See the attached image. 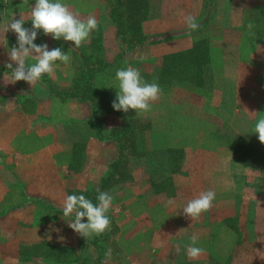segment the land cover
<instances>
[{
    "label": "crops",
    "instance_id": "0c3cea01",
    "mask_svg": "<svg viewBox=\"0 0 264 264\" xmlns=\"http://www.w3.org/2000/svg\"><path fill=\"white\" fill-rule=\"evenodd\" d=\"M0 1L2 23L5 16L10 14L15 15L16 19H29L30 8L25 4L6 9V0ZM176 1V8L170 11L169 0H159L155 10L152 0H146L148 16L140 22L139 31L142 35L149 36V39L144 41V47L150 52L154 44H162L159 46L161 48L174 36L181 39H184L186 34L190 36L189 44L177 41L176 47L164 50L165 55L193 49L204 40H194V33L209 32L210 35L213 31L209 36V54L202 53L200 57L194 58L201 64L194 74L200 83L193 82L184 86V83L176 81L171 83L169 90L167 89L163 94L165 96L176 94L184 87L189 92L193 91L192 95L187 94L191 96L190 106L198 111L193 118L197 120L199 118L198 123L202 124H198L197 121L190 123V120L183 119L185 113L177 112L175 125L167 124L166 131L171 127L185 126L197 131L189 140H183V137L174 138L166 141V144L168 147L195 149L192 156V172L190 170L188 176L173 175V179L178 182H187L189 176L192 177L193 184L190 186L195 192L200 191L202 187L194 185L193 177L200 168L198 160L213 158V163H204L207 164L208 173L211 169L217 171V158H228L233 161L236 142L230 140L232 139L230 134L235 132L239 134V131L234 130L241 125V121L235 123L236 120L241 119L237 116L243 117L244 113L249 112L248 110L252 111L246 114L247 128L240 132L244 134L254 126L255 113L264 112V0H226L224 22L221 24V21L219 27L217 21L221 18L220 15L217 18V13L215 21H212L210 16L209 22L200 23L206 13L203 8L205 0ZM108 9L107 4L106 11L102 10L101 13H104L98 14L100 16L98 30L102 34V49L104 47L103 57L99 59L100 61L97 60L101 65L104 61L110 63L109 61L116 59V56L112 57L113 54L107 55L112 40L115 45H121L116 38V26L108 16ZM188 14L193 15L199 25L195 31L189 30L183 22V16ZM249 21L253 24L254 36L248 35ZM42 43H46L52 49L58 42L52 39L51 35H45ZM68 45L70 44H65L66 47ZM75 49L80 48L75 47ZM75 62L76 60L71 56L70 64L60 63V70L53 73V77H59L60 81L72 80L73 92L76 90L77 79L72 72ZM63 68H66L64 72H62ZM8 72L2 70L5 75ZM59 72L61 75L58 74ZM157 72L161 74L162 70L159 69ZM148 76L152 75L143 72L141 77ZM199 77L203 79V83ZM1 90H5V87L1 86ZM67 91L69 92L67 96L60 97L59 95L65 91L58 90L54 84L28 85L22 89L17 88L11 96L12 99L20 98L30 102L21 103L19 100L12 106H9V103L0 104V253L4 260L2 264H40L39 261L46 260V255L52 257L51 264H86L82 263V258L88 260L92 258L90 253H96V260L101 259L113 245L114 248L110 250L115 263L122 258L134 264L131 257L133 250L137 251L149 246L153 236L164 240V242L158 241L148 252L151 255L156 252L154 257L158 264H188V262L233 264L231 263L234 257L232 246L225 256H221L214 247L210 246L213 242L211 239L214 238L215 242L216 237L221 236L216 231L212 232L207 242L197 240L195 246L204 250L199 258H188L186 246L191 244V237L196 234L192 232L194 230L192 226L190 232H185L184 224L186 221L194 223L199 221V218L194 220L190 217L186 218L181 212L182 204L177 200L178 198H173L172 193H168V198L157 199L158 193L143 190L146 186H139L133 182L112 181L102 187L103 191L113 196L112 207L107 215L113 222L115 231L102 241L101 246L92 243L94 235L85 238L68 227V222L74 217L63 216L62 201L66 195L87 191L89 181L91 185L98 186L110 171L112 163L121 161L120 153L121 155L123 153L116 150L117 146L111 141L99 139L92 133L88 127L92 116L91 104L88 101H80L72 95L73 92ZM184 91L183 93L186 94ZM172 100L178 107L181 103H185L186 99L172 98ZM130 111L131 109L128 112ZM223 126H226L230 138L226 135H214L215 128ZM154 141L161 140L158 141L154 135H151L150 142L154 144ZM147 142L149 143L148 140ZM166 144L163 146L165 147ZM224 174L228 178L232 177L234 175L232 167L225 169ZM15 191L18 196L12 200V193ZM157 192L161 191L158 189ZM137 197L144 202L139 204ZM218 205H221L220 202ZM222 215L224 214L221 212L220 218L223 219ZM56 221H61L58 236L53 233L44 234L38 227ZM82 222H86V218H83ZM10 231L12 233H9ZM230 233L233 235L235 232L231 230ZM35 238V243L39 240H47L49 243L43 242L45 250H39L43 253H37L38 256L33 257L34 263H32L26 258V252L21 246L22 241H33ZM157 246L162 248L157 249ZM177 247L181 252L176 251Z\"/></svg>",
    "mask_w": 264,
    "mask_h": 264
},
{
    "label": "rangeland",
    "instance_id": "374dc122",
    "mask_svg": "<svg viewBox=\"0 0 264 264\" xmlns=\"http://www.w3.org/2000/svg\"><path fill=\"white\" fill-rule=\"evenodd\" d=\"M121 1L123 2V4L125 3V0ZM225 1L226 0H205L203 8H205L206 13H204V17L202 18L200 23L202 24L205 23V21H208V18H210V16L212 18L211 20L215 21L217 13V18L219 15L221 18L219 21H217V26L219 27L221 21V24H223ZM158 2L159 0H152L153 10L156 9V4ZM34 3L35 0H6L5 8L8 9L9 7L11 8L13 6L17 8V6H22V4H25L27 8H30L34 5ZM62 3L66 4L74 12L79 13L81 18L87 17L88 15H94L97 20H99L100 16H98V14H103L106 11L108 0H62ZM176 5V0H169L170 11H173L176 8ZM1 9L2 4L0 1V11ZM102 10H104L103 13H101ZM154 14H156V11H154ZM12 16L15 15L10 14L9 16H5V20L3 23L0 19V104L9 103V106H12L13 103L19 102V100L21 103L30 102V100L23 101L20 98L12 99L11 96V93H15L17 88L22 89L24 86L28 87L29 84L27 82L21 80L15 82L14 84L5 83V80L10 77L11 72V70L6 67V64L13 63L9 60L7 52L8 49H10L13 44L16 43V35L11 30L4 33L3 28ZM25 20L26 21L23 26L30 28L31 21L27 20V18ZM212 21H210V23H212ZM130 26L132 27L131 24H128L127 28L129 29ZM135 30L136 29H132L126 33L127 39H125L123 41L124 43L120 46L115 45V42L112 40V44L108 48L107 55L109 56L113 54L112 57L116 56V59L113 61H109L110 65L107 68L104 67V69H101L99 74H95V76L91 80L92 87L96 86L102 91H107V96L109 95V99L107 98L106 100V112H104L105 115L103 116L106 124L105 132L109 133L112 130H124L127 126L130 129V132L127 134V136L125 138L123 137L119 141L121 150L116 147V150L118 149L119 152L123 153V158L120 157L119 160L121 161L119 162L118 169H116L115 172L112 173V175H114L115 177L113 179L110 178L112 180H110L109 182H133L139 186H146L143 188V190L158 193L159 196L156 197L157 199L168 198V193L170 192L172 193L174 199L178 198L177 200L182 204V207L187 203L189 199L198 195L199 192L208 189L214 190L216 192V197L212 202L211 209L207 212H203L199 217V221H195L194 223L193 221H186L184 224L185 232H190V227L192 226V229H194L192 232H195L194 234H196V236L198 235V241L207 242V239L209 237L211 238L212 232L215 233L216 231L221 236L216 237L215 242L213 240L214 238L211 239V241L213 242H211V245L210 243L208 245L214 247L221 256H225L232 246L234 257H232L231 263L264 264V165H254L249 162L245 163L246 161L240 158L237 152H234L233 161L228 160V158H217V161L214 160L216 161L217 171L211 169L210 173H208V169H206L207 164L205 165L204 163H213V158L208 157L206 160L200 158V160H198L200 168L193 178L194 185L202 186L200 191L193 192L190 186L191 184H193L192 177L190 176L187 182H178L173 179L174 174L188 176L189 171L191 170L192 172V156L195 149H193L192 147L188 149L176 148L171 146L168 147L166 141L174 138L180 139L181 137H183V140H189L191 135L194 134L197 130L189 129L187 126H185L182 128L171 127L166 131V126L167 124H170V126L175 125L176 118L178 117L177 112H179V114L180 112L185 113L183 119L186 121L190 120V123H192L193 121H197L198 123L199 118L198 120L197 118H193L194 115L198 113V111L190 106V104L192 103L191 96L187 95L188 93H191L192 95L193 91L189 92L187 91L188 89L184 87L181 88L179 92H176V94L166 93L167 96L163 94H165L167 89L170 88L171 83H174L176 81L184 83V86L189 85L188 83L192 84L193 82H199L197 80L198 77L194 76V74L197 72L196 69L201 64H199V62H196L194 58L200 57V55H202V52H206L207 54H209V36L213 31L210 32V35L209 32L194 33V40H204L197 44L193 49L165 55L166 53L164 50L170 47H176L177 41L179 43L184 42L189 44L190 36L186 34L184 36V39L174 36L172 37V39L167 40V44L163 45L161 48L159 46L162 44H154V47L150 52V50L144 47V44H139L140 36L137 33H133L136 32ZM94 33V31L91 32L88 41L83 43L81 47H79L80 49H75L72 42L64 41L62 38L60 40H56L58 43L57 45L53 46V48H61L62 52H65L70 57L72 56L74 60H76L73 66L74 70H72V72L77 78L82 75V71H84L85 73V71L87 70L85 74H88V72L89 74H91V70H95L97 67V59L103 57L102 51L98 50V47H96V45H101L102 48V41H97L98 36L94 35ZM44 38L45 35L43 34L42 30L38 31L37 39L34 41V43L41 44ZM65 44H70L72 46L68 45V47H66ZM203 49H205V51ZM49 50L51 49L49 48ZM90 53L92 54V60L89 56ZM183 53L188 56L182 58L181 56L183 55ZM177 54H181L179 58L175 56ZM94 58L96 59V62H93ZM83 60L86 61L88 67L87 69H83ZM31 62L32 61H29V63ZM60 63L62 62H56V64L54 65V71L60 70ZM126 66H132L139 69L141 76L143 72L151 74L152 76H148L143 79L147 82H152L153 80H155L160 85L162 89L161 95L158 100L152 103L151 111L136 115L135 111L132 109L130 112L124 113L123 111H117L112 108V101L115 99L117 90L115 71ZM13 67H15L14 63ZM4 69L9 71L7 75L2 73V70ZM63 69L64 70L62 72L66 70V68ZM159 69L162 70L161 74L157 72L159 71ZM58 74L61 75V72H59ZM58 78H54L53 75H45L37 84H54L58 90L67 92H64L63 94L61 93L59 95L60 97H64V95L67 96V94L69 93L67 90L73 92L72 80L70 81L68 79L67 81H60ZM202 81L203 79L201 78V83H203ZM1 86H4L5 90H1ZM183 91L186 94H184ZM172 98L175 100L184 98L186 100L185 103L179 102L181 103V105L176 107L177 103H175ZM163 104H165V106ZM248 105L250 104L248 103ZM248 111L249 112L244 113L243 117H239L238 115L237 117L241 119L235 121V123L241 121V125L234 129L235 131L237 130V132L239 131V134L236 132L230 134V137L232 138L230 140H234V142L236 143L240 136L250 137L252 134L250 129H248L249 131L245 132L244 134L240 133L242 131H245V128H247L246 118L248 116H246V114L252 113V111ZM263 113L261 111L256 112L254 119H258L260 116H262ZM198 124L202 123L199 122ZM225 127L226 126L215 128L214 135H226L229 137L227 128ZM151 135H154L158 141H161H154V144L151 143ZM202 135H204V133H202ZM114 138L117 139L116 136ZM147 140L149 141V143L147 142ZM111 142L114 146H118V143L113 141ZM164 144H166L165 147L163 146ZM153 145L155 147H152ZM209 167L210 165L208 166V168ZM231 167L233 169L234 175L228 178V176L224 174V170ZM218 168H220V171H218ZM228 182L234 183L235 187L229 189L227 186ZM90 183L91 181H89L88 190H90ZM158 189L161 192H157ZM76 195H80V192L76 193ZM17 196L18 194L15 191L12 193L11 199L14 200ZM137 200L139 204L144 202L143 199H140L138 197ZM218 202H220V206L218 205ZM182 207L181 212L183 213ZM221 212L224 214L222 215L224 217L223 219L220 218ZM60 223L61 221L51 223L48 222L46 224H41L38 227L44 234L53 233L54 235L58 236L60 234L58 230ZM110 228V234H112L115 231L112 221L110 224ZM231 230L235 232L233 235L232 233H230ZM6 231L8 232L7 229ZM9 233L12 232L10 231ZM152 238L153 239H150L149 246L142 247L137 251H135L136 249L133 250L131 257L133 258L134 264H158L156 261V257H154L156 252H153V255L149 254L148 252H150V247L154 248V245L157 244L158 241L164 242V240L158 238L157 236H153ZM35 241L36 238L33 241L24 240L22 241L21 246L22 250L26 252V258H29L32 263H34L32 261L33 257L38 256L37 253H43L39 250H45V243L43 242L45 241L49 243V241L47 240H39V242L36 243ZM64 241H66V239ZM51 242H53V240H51ZM114 246L115 245L110 246L109 249L114 248ZM158 248L162 247L157 246V249ZM95 254L96 253H90V256L92 255V258H88V260L87 258H82V263L131 264L128 260L122 258L120 259L121 261H116L115 263L113 261L112 253L110 256H105L104 254L102 258L98 260H96L97 254ZM51 259L52 257H50V255H46V260H42L39 262L40 264H51ZM3 261V256L0 253V264H2Z\"/></svg>",
    "mask_w": 264,
    "mask_h": 264
},
{
    "label": "clouds",
    "instance_id": "9594fccd",
    "mask_svg": "<svg viewBox=\"0 0 264 264\" xmlns=\"http://www.w3.org/2000/svg\"><path fill=\"white\" fill-rule=\"evenodd\" d=\"M31 27H24L25 19H16L10 17L4 25V33L11 30L16 35V45L8 49V58L13 63H7L6 67L11 70L10 77L5 83H15L25 81L34 86L47 75L52 76L54 65L57 61L68 65L71 57L62 52L61 48L55 47L49 50L46 43L36 44L38 31L44 35H51L52 39L70 41L76 48L88 41L91 32L98 29L99 22L94 15H88L81 18L80 14L71 10L62 0H35L30 7L29 19ZM183 22L186 27L195 31L199 25L196 18L191 15H184ZM248 35L254 36L252 31L253 24H247ZM31 58V63H29ZM142 59V57H141ZM115 81L117 90L115 99L112 101V108L117 111L127 113L129 109L135 111L136 115L151 111L153 102L159 99L162 89L160 85L153 80L145 81L140 74L139 69L126 66L115 71ZM252 133L257 134L261 144H264V115L256 119L251 129ZM228 188H234L232 182H228ZM96 200L93 203L84 195H66L62 201V212L64 217H74L68 222V227L74 232L85 238H91L93 235H101L110 230L111 221L107 215L112 207L113 196L106 191L97 189ZM216 197L214 190L208 189L199 192L198 195L189 199L182 207L183 214L191 219H198L203 212H207L212 207V202ZM86 218V222H82ZM198 237H191V244L186 246V254L190 259H197L203 253L201 247L195 246ZM177 252L180 248L177 247ZM106 256L111 255L109 249Z\"/></svg>",
    "mask_w": 264,
    "mask_h": 264
},
{
    "label": "trees",
    "instance_id": "16d2710c",
    "mask_svg": "<svg viewBox=\"0 0 264 264\" xmlns=\"http://www.w3.org/2000/svg\"><path fill=\"white\" fill-rule=\"evenodd\" d=\"M145 2L146 0H125V3L123 4L121 0H108V16L116 26V38L120 41L121 45L124 43L123 41L127 39L126 33L132 29H136V32L133 33H137L140 36L139 44H144V41L149 39V36H144L139 31L140 22L148 16V8L146 7ZM128 24L132 25V27L130 26L129 29L127 28ZM95 35L98 36L97 41L101 42V32H99V30H96ZM96 47H98V50H103L101 48V45H96ZM203 50L205 51V49ZM202 53L207 54L206 52ZM180 55L181 54H177L175 56L179 58ZM89 56L91 59L92 54L90 53ZM187 56L188 55H185L183 53L181 57L185 58ZM83 61V69H87L88 67L86 61ZM93 62H96L95 58L93 59ZM109 65L110 64L107 61H104L103 65H101V63H98L96 69L91 70V74H89V72L88 74H85L87 70L85 71V73L84 71H82V75H80V77L76 79V82H78L76 83V90L72 93V95L80 101H88L89 104H91L92 116L89 120L88 127L92 131V133H94V135L97 136L99 139L114 141L118 143L117 148L121 150L119 141L123 137L125 138L127 136V134L130 132V129L127 126L124 130L120 129L118 131L112 130L109 133L105 132L106 124L103 116L105 115L104 112H106V100L107 98L109 99V95L107 96V91H102L98 89V87H92L91 85V80L95 76V74L100 72L101 69H104V67H108ZM115 136L117 137V139L114 138ZM235 148L236 152L238 153V156L244 159L246 162H249L254 165H264V144H261L259 142L257 134L252 133L250 137L240 136L237 140ZM120 157L123 158V154L121 155L120 153ZM118 165V161L112 163L109 169L110 171L106 173V175L102 178L101 183L98 185L99 187L94 184L90 185L91 189L83 191L82 193H80V195L82 194L86 196V198L90 199L93 203H97V189L103 191L102 187L109 182L111 177L114 176L112 175V173H114L115 170L118 169ZM110 231L111 228L110 230L105 231L101 235H94V240L92 241V243L101 246L102 241L109 237ZM191 263L192 262H188V264ZM215 264L221 263L216 262Z\"/></svg>",
    "mask_w": 264,
    "mask_h": 264
}]
</instances>
